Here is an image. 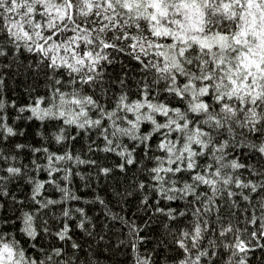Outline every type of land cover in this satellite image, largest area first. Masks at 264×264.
I'll return each instance as SVG.
<instances>
[{"label": "snow or ice", "instance_id": "obj_1", "mask_svg": "<svg viewBox=\"0 0 264 264\" xmlns=\"http://www.w3.org/2000/svg\"><path fill=\"white\" fill-rule=\"evenodd\" d=\"M0 264H264V0H0Z\"/></svg>", "mask_w": 264, "mask_h": 264}, {"label": "trees", "instance_id": "obj_2", "mask_svg": "<svg viewBox=\"0 0 264 264\" xmlns=\"http://www.w3.org/2000/svg\"><path fill=\"white\" fill-rule=\"evenodd\" d=\"M21 126H23V125H21ZM31 132V129H29V133ZM82 170H84V171H87V168H83ZM78 179V178H77ZM80 194L81 195H86L87 194V192H86V190H84V189H80Z\"/></svg>", "mask_w": 264, "mask_h": 264}]
</instances>
